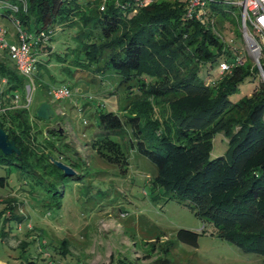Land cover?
<instances>
[{
    "label": "trees",
    "instance_id": "obj_1",
    "mask_svg": "<svg viewBox=\"0 0 264 264\" xmlns=\"http://www.w3.org/2000/svg\"><path fill=\"white\" fill-rule=\"evenodd\" d=\"M26 1V11L15 17L27 32L47 33L36 53L35 83H42L47 72L44 53L63 62L69 55L75 72L91 71L102 80L109 72L118 77L114 91L123 93L124 118L97 110L95 132L86 142L95 155L125 171L127 150L142 153L157 168L156 181L164 185L169 199L210 223L219 238L245 253L264 256V82L248 55L225 40L226 23L235 24L242 36L239 10L222 0H209L201 21L188 15L186 0H152L142 6L141 0ZM10 15L9 10L0 11L2 19L9 20ZM60 28L74 30L70 38L75 45L67 46L64 56L49 45ZM239 52L243 64L236 63ZM223 61L232 68L220 73ZM256 77L259 84L250 95L230 99L241 83ZM25 85L9 56L0 58V128L20 151L17 155L0 150V165H13L39 184L54 174L57 179L73 176L63 174L51 161L70 160L64 135L50 127L45 128L46 136L34 132L29 106L13 103L18 94L23 104ZM128 127L133 136L125 141ZM219 133L228 138V149L225 155L211 157ZM6 184V177L0 176V186ZM50 190V204L60 206L63 190ZM7 219L27 220L14 213ZM199 235L181 228L175 239L196 246ZM19 246L25 249L26 242ZM155 263L174 264L166 255Z\"/></svg>",
    "mask_w": 264,
    "mask_h": 264
},
{
    "label": "rangeland",
    "instance_id": "obj_2",
    "mask_svg": "<svg viewBox=\"0 0 264 264\" xmlns=\"http://www.w3.org/2000/svg\"><path fill=\"white\" fill-rule=\"evenodd\" d=\"M0 27L7 31L8 43H17L11 21L0 18ZM73 31L60 28L49 41L52 51L64 56L66 47L75 45L70 38ZM237 31L235 24H224L226 42H233L249 57L243 37ZM5 54L0 49V58H5ZM66 57L67 61L63 62L54 55H41L47 60V72L42 83H35L29 120L32 130H40L42 136H46L47 127L62 130L70 148L65 151L62 146L60 150L70 160L60 161L71 167L74 175L62 179H57L55 174L46 176V181L39 184L33 183L32 175L13 165H0V176L7 180L5 187L0 186V263L156 264L159 256L166 255L174 264H264L263 255L245 253L234 243L219 238L210 223L169 199L164 185L156 181L157 168L142 153L127 150L125 171L95 155L86 142L95 132L97 110L113 111L124 118L123 93L114 91L118 81L115 74L109 72L102 80L91 71L88 75L75 72L76 67L69 64L71 58ZM217 72L216 69L214 73ZM259 80V77L245 80L230 99L238 101L250 95ZM61 84H67L71 95L53 101L47 91ZM47 101L52 104L54 116L49 120L36 119L35 112ZM130 135L133 136L131 130L125 141ZM227 142L225 135L217 134L211 157L225 155ZM47 181L53 184L48 185ZM49 188L63 190L60 206L50 204ZM10 213L27 220L20 223L8 220ZM181 228L200 234L196 246L176 241ZM21 241L26 242L25 249L19 246ZM63 241L66 243L61 246Z\"/></svg>",
    "mask_w": 264,
    "mask_h": 264
},
{
    "label": "built area",
    "instance_id": "obj_3",
    "mask_svg": "<svg viewBox=\"0 0 264 264\" xmlns=\"http://www.w3.org/2000/svg\"><path fill=\"white\" fill-rule=\"evenodd\" d=\"M152 0L138 1L140 6L147 5ZM209 0H186L188 15L195 16L198 20H203L205 16V6ZM223 2L235 6L239 10V28L247 47L249 59L259 70L261 80L264 82V0H222ZM26 0H0V11L9 10V19L16 31L17 43L6 41L7 31L0 27V49L4 50L15 67L18 74L26 79L24 87V102L20 104L19 95H14L12 101L15 106L28 107L32 91L35 87L34 74L37 70L36 53L40 45L45 43L47 33L44 30L38 33L27 32L20 20L15 17L20 11H26ZM105 3L100 4V10H104ZM244 58L239 52L236 57L237 64H243ZM260 60H263V65ZM232 64L221 62L219 72L230 71ZM53 101H60L71 95V90L67 86H57L49 89L48 92Z\"/></svg>",
    "mask_w": 264,
    "mask_h": 264
},
{
    "label": "water",
    "instance_id": "obj_4",
    "mask_svg": "<svg viewBox=\"0 0 264 264\" xmlns=\"http://www.w3.org/2000/svg\"><path fill=\"white\" fill-rule=\"evenodd\" d=\"M35 115L38 118L49 120L54 116V111L48 102H43L35 112ZM58 130L59 133L62 134V130L60 128ZM0 150L3 154L15 153L18 155L20 153L14 142L8 139V135L3 128H0ZM51 161L57 168L62 170L63 174L71 175L74 173L71 167H69L67 164L55 159H51Z\"/></svg>",
    "mask_w": 264,
    "mask_h": 264
}]
</instances>
